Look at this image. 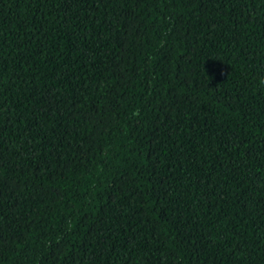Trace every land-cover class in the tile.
I'll return each instance as SVG.
<instances>
[{
    "label": "trees",
    "instance_id": "16d2710c",
    "mask_svg": "<svg viewBox=\"0 0 264 264\" xmlns=\"http://www.w3.org/2000/svg\"><path fill=\"white\" fill-rule=\"evenodd\" d=\"M264 0H0V264H264Z\"/></svg>",
    "mask_w": 264,
    "mask_h": 264
},
{
    "label": "clouds",
    "instance_id": "9594fccd",
    "mask_svg": "<svg viewBox=\"0 0 264 264\" xmlns=\"http://www.w3.org/2000/svg\"><path fill=\"white\" fill-rule=\"evenodd\" d=\"M259 83H260L261 85H264V78H262V79L259 81Z\"/></svg>",
    "mask_w": 264,
    "mask_h": 264
}]
</instances>
